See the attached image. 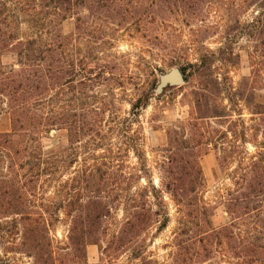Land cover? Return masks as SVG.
<instances>
[{
	"label": "trees",
	"instance_id": "trees-1",
	"mask_svg": "<svg viewBox=\"0 0 264 264\" xmlns=\"http://www.w3.org/2000/svg\"><path fill=\"white\" fill-rule=\"evenodd\" d=\"M149 2L154 16L151 38L157 40L163 37L166 24L174 21L204 25L208 10L220 0ZM85 3L86 0H0V96L6 100L11 118L10 132L0 133V246L6 253L28 256L30 264H88L89 246L98 247L101 261L104 254L118 257L134 248V257L141 259L140 264H158L143 258L138 240L153 227L157 226L159 233L168 228V196L180 216L181 227L173 242L175 264H201L213 259L229 264H264V245L257 237L259 227L254 226L248 238H241L235 230L243 217L253 215L259 219L263 213L264 159L254 160L252 168L237 173V190L230 191L225 201L231 222L212 227L211 208L202 197L206 184L199 163L214 139L205 122L210 116H192L188 140L183 139L181 127L168 132L175 152L162 166V189L152 181L137 190L132 188L149 173L146 169L134 174L116 168V156L109 161L105 158L102 167L80 170L73 178L63 180L70 167L66 159L70 147L89 134L100 135L97 121L101 115L108 112L115 119L110 108L104 112L96 104L74 108L67 99L70 88L85 94L87 81L94 82L106 73L82 76L88 64L76 62L67 38L59 32V26L73 18L75 9ZM112 3L116 2L89 1L96 10ZM23 25L28 26L25 31ZM227 51L230 57L235 56L233 46ZM6 54L16 55L17 63L11 68L3 65ZM213 58L209 52L202 53L197 73L211 70ZM220 63L231 62L222 58ZM141 108L138 103L133 105L132 116L137 117ZM53 131H65L70 147L47 154L42 140ZM185 145L194 152H184ZM51 183H55L59 200L45 202L41 190ZM118 210H123L125 219L104 246L103 239L109 235ZM61 211L69 219L70 228L67 250L57 253L51 227L59 219L53 218L55 212ZM9 234L19 238L8 241ZM1 263L9 262L0 258Z\"/></svg>",
	"mask_w": 264,
	"mask_h": 264
},
{
	"label": "rangeland",
	"instance_id": "rangeland-1",
	"mask_svg": "<svg viewBox=\"0 0 264 264\" xmlns=\"http://www.w3.org/2000/svg\"><path fill=\"white\" fill-rule=\"evenodd\" d=\"M89 1L79 10L75 9L73 18L63 22L59 32L67 38L70 54L76 62L82 61L79 63L82 66L88 64L82 76L106 73L94 82L86 80L85 94L70 88L67 99L74 108L88 104H96L102 112L110 108L115 119L108 112L101 115L97 121L100 135L89 134L71 147L65 131H53L42 140L45 152L50 154L70 147L66 158L70 167L63 180L73 178L80 170L102 167L105 158L109 161L111 156H116V168L134 174L146 169L149 173L140 182L133 183L132 188L137 190L152 181L155 187L162 189V166L175 152L169 144L168 132L181 127L183 139L188 140L192 116H210L205 122L214 139L199 162L206 184L202 197L211 208L212 227L230 224L225 201L230 191L237 190V173L252 168L254 160L264 159V0H220L208 10L204 25L174 21L166 24L163 37L157 40L151 38L154 16L149 0H112L116 3L100 10L93 9ZM27 27L22 26L24 31ZM231 46L235 50L233 57L225 53ZM205 52L213 54V66L199 74L196 66ZM222 58L229 59L230 65L221 64ZM2 62L11 68L17 63L16 55L6 54ZM174 68L184 70L186 82L157 94L161 76ZM91 69L93 73H88ZM137 103L142 108L139 115L133 117L132 107ZM10 130L7 103L0 96V133ZM187 146L184 152H194ZM54 185L47 184L41 190L45 202L59 200ZM165 200L170 225L161 233L157 232V226L153 227L138 242L144 259L175 264L173 242L181 227L180 216L174 202L168 196ZM262 210L259 219L253 215L243 217L235 230L241 238H248L252 228L258 226L257 237L264 245V203ZM53 218H59L51 227L53 247L61 253L68 248L70 221L63 211L55 212ZM124 219L123 210L115 212L109 235L103 239L104 246ZM15 238L19 237L9 234L6 239L14 242ZM135 252L133 248L111 258L104 254L101 261L98 247L89 246L87 259L88 264H140L141 259H135ZM0 258L8 264L31 263L22 253H6L3 245ZM201 264L229 263L213 259Z\"/></svg>",
	"mask_w": 264,
	"mask_h": 264
},
{
	"label": "water",
	"instance_id": "water-1",
	"mask_svg": "<svg viewBox=\"0 0 264 264\" xmlns=\"http://www.w3.org/2000/svg\"><path fill=\"white\" fill-rule=\"evenodd\" d=\"M186 82L184 72L179 68H174L167 74L161 76L160 84L157 86L156 93L162 94L169 87H178Z\"/></svg>",
	"mask_w": 264,
	"mask_h": 264
}]
</instances>
